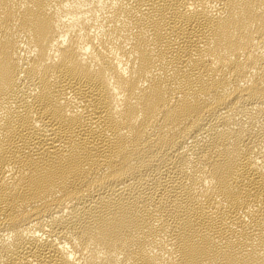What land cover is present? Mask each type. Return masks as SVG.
Instances as JSON below:
<instances>
[{
    "label": "bare ground",
    "instance_id": "obj_1",
    "mask_svg": "<svg viewBox=\"0 0 264 264\" xmlns=\"http://www.w3.org/2000/svg\"><path fill=\"white\" fill-rule=\"evenodd\" d=\"M0 264H264V0H0Z\"/></svg>",
    "mask_w": 264,
    "mask_h": 264
}]
</instances>
